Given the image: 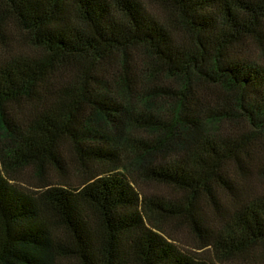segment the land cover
<instances>
[{
  "label": "trees",
  "instance_id": "obj_1",
  "mask_svg": "<svg viewBox=\"0 0 264 264\" xmlns=\"http://www.w3.org/2000/svg\"><path fill=\"white\" fill-rule=\"evenodd\" d=\"M234 259L264 264V0H0V264Z\"/></svg>",
  "mask_w": 264,
  "mask_h": 264
},
{
  "label": "rangeland",
  "instance_id": "obj_2",
  "mask_svg": "<svg viewBox=\"0 0 264 264\" xmlns=\"http://www.w3.org/2000/svg\"><path fill=\"white\" fill-rule=\"evenodd\" d=\"M147 187L151 189L153 186L148 185ZM155 188L162 189L164 193H168L172 197L179 196L177 192L170 191L165 187H155ZM163 226L164 229L166 230V233L168 234V237L171 238L173 241H175L178 246L188 250L199 251V252L203 251L196 247L198 241L185 223L178 220L177 221L165 220L163 222ZM239 262H240L239 260L234 259L233 261L230 262L217 261V264H239Z\"/></svg>",
  "mask_w": 264,
  "mask_h": 264
}]
</instances>
